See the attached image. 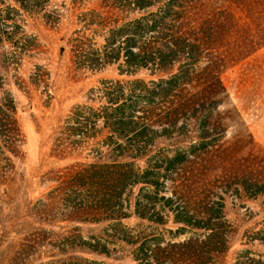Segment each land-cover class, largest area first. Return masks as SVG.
<instances>
[{
	"label": "rangeland",
	"instance_id": "obj_1",
	"mask_svg": "<svg viewBox=\"0 0 264 264\" xmlns=\"http://www.w3.org/2000/svg\"><path fill=\"white\" fill-rule=\"evenodd\" d=\"M0 7V264H138L133 247L105 228L110 221L93 222V213L77 209L90 189L76 185V174L112 161L117 145L128 143L114 131L117 124L148 132L133 139L148 143L144 157L124 159L139 173L157 168L163 174L166 160L200 140L186 114L184 128L160 133L179 100L176 94L148 99L145 88L159 76L120 73L122 59L95 71L87 67L102 55L111 29L141 14L130 12L126 0H45L32 11L6 0ZM222 80L229 98L212 113L210 146L160 175L170 191L159 195L199 215L206 202L222 196L231 247L220 264H235L245 249L264 259V246L253 240L264 227V47ZM166 217L161 226L125 218L119 229L140 240H169L180 225ZM87 242L106 243L110 255L91 251Z\"/></svg>",
	"mask_w": 264,
	"mask_h": 264
},
{
	"label": "trees",
	"instance_id": "obj_2",
	"mask_svg": "<svg viewBox=\"0 0 264 264\" xmlns=\"http://www.w3.org/2000/svg\"><path fill=\"white\" fill-rule=\"evenodd\" d=\"M5 1L0 0V6ZM13 1L32 11L42 9L45 0ZM221 3H226V7ZM126 7L141 16L111 29L102 55L91 58L87 67L95 71L101 69L102 63L122 59L120 73L133 75L144 70L160 77L151 81L152 87L145 88L151 101L156 98L168 101L176 94L179 102L170 106L160 133L184 128L187 121L181 117L186 114L194 120L200 140L166 160L163 172L166 175L189 155H202L210 146L207 126L212 123V113L229 98L222 74L264 47V0H126ZM137 81L147 84L143 79ZM117 125L114 131L127 138L128 143L117 145L112 161L93 163L77 172L76 185L90 189V198L77 204L81 205L77 209L81 211L82 207L93 213L96 217L91 219L93 222L110 221L105 228H114L120 233L118 239L133 247V259L138 264H220L231 247L222 196L206 202L199 215L176 203L173 196L159 195L170 191L165 182H160L163 174L159 169L139 173L133 161L124 160L144 157L148 143L133 139L144 138L148 132ZM147 130L158 132L149 127ZM140 184L143 186L133 197L134 188ZM242 185L246 190L250 187L248 183ZM150 187V191H145ZM166 215L180 225L169 240L162 236L140 240L119 229L123 219L133 216L166 225L169 221ZM185 234L184 239L176 240ZM253 240L264 246V227ZM87 243L91 251L110 255L106 243ZM251 253L250 249L242 250L235 264H264V259L251 257Z\"/></svg>",
	"mask_w": 264,
	"mask_h": 264
},
{
	"label": "water",
	"instance_id": "obj_3",
	"mask_svg": "<svg viewBox=\"0 0 264 264\" xmlns=\"http://www.w3.org/2000/svg\"><path fill=\"white\" fill-rule=\"evenodd\" d=\"M66 44H67V42H66V41H64V42H63V45H66Z\"/></svg>",
	"mask_w": 264,
	"mask_h": 264
}]
</instances>
